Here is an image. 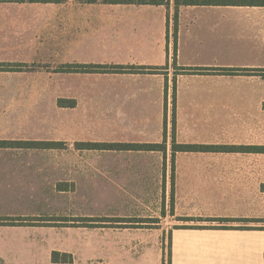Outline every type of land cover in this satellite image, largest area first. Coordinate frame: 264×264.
<instances>
[{
  "label": "crops",
  "instance_id": "0c3cea01",
  "mask_svg": "<svg viewBox=\"0 0 264 264\" xmlns=\"http://www.w3.org/2000/svg\"><path fill=\"white\" fill-rule=\"evenodd\" d=\"M241 1H0V140L56 143L0 147V264H264V76H175L264 69ZM116 217L153 222L71 220Z\"/></svg>",
  "mask_w": 264,
  "mask_h": 264
},
{
  "label": "trees",
  "instance_id": "16d2710c",
  "mask_svg": "<svg viewBox=\"0 0 264 264\" xmlns=\"http://www.w3.org/2000/svg\"><path fill=\"white\" fill-rule=\"evenodd\" d=\"M0 1H16V2H62L64 0H0ZM90 2H105V3H123V4H154V5H169L171 0H88ZM175 1V15H174V23H175V32L177 33L178 30V17H179V8L182 5H203V4H212V0H174ZM242 4H251V5H264V0H242ZM11 65L2 64L0 63V68L10 67ZM113 70L115 72H127V71H136V72H160L162 69L160 67H124V66H114ZM210 71L218 72L220 74H227V75H235V74H259L264 76V69H233V68H193V67H177L175 76L184 73V74H192V73H202ZM34 145H45V146H55V142H45V143H38V142H30V141H8V140H0V147H25V146H34ZM88 146L96 147V148H107V149H118V150H163L164 145L162 144H88ZM227 146H207V145H190V144H174L173 150L174 151H197V150H209V149H227ZM28 219L23 218H11V219H1L0 224L8 223L9 224H23ZM43 221H48L50 224H57V221L66 222L69 219L65 218H47L42 219ZM73 221L74 226H98L95 224L96 222H106L113 226H138L144 222H153L151 220L142 219V218H123V217H116V218H74L71 219ZM115 224V225H114Z\"/></svg>",
  "mask_w": 264,
  "mask_h": 264
},
{
  "label": "rangeland",
  "instance_id": "374dc122",
  "mask_svg": "<svg viewBox=\"0 0 264 264\" xmlns=\"http://www.w3.org/2000/svg\"><path fill=\"white\" fill-rule=\"evenodd\" d=\"M73 1H82V0H73ZM3 10V9H2ZM1 11V10H0ZM48 94H49V98H53L54 97V94H55V91H48ZM95 224H97L98 226H109L111 224L109 223H105V224H99V222H96ZM115 225V224H114ZM113 226V225H111ZM119 227V226H118Z\"/></svg>",
  "mask_w": 264,
  "mask_h": 264
}]
</instances>
